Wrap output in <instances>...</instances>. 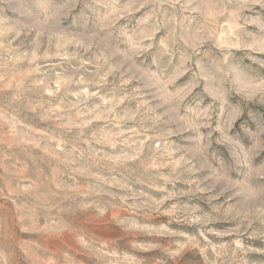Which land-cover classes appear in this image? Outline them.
Returning a JSON list of instances; mask_svg holds the SVG:
<instances>
[{"label": "rangeland", "instance_id": "obj_1", "mask_svg": "<svg viewBox=\"0 0 264 264\" xmlns=\"http://www.w3.org/2000/svg\"><path fill=\"white\" fill-rule=\"evenodd\" d=\"M0 264H264V0H0Z\"/></svg>", "mask_w": 264, "mask_h": 264}]
</instances>
